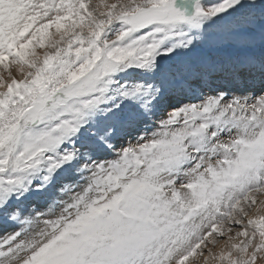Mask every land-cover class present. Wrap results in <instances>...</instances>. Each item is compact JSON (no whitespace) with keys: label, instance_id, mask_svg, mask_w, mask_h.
<instances>
[{"label":"snow or ice","instance_id":"snow-or-ice-1","mask_svg":"<svg viewBox=\"0 0 264 264\" xmlns=\"http://www.w3.org/2000/svg\"><path fill=\"white\" fill-rule=\"evenodd\" d=\"M258 262L264 0H0V264Z\"/></svg>","mask_w":264,"mask_h":264},{"label":"rangeland","instance_id":"rangeland-1","mask_svg":"<svg viewBox=\"0 0 264 264\" xmlns=\"http://www.w3.org/2000/svg\"><path fill=\"white\" fill-rule=\"evenodd\" d=\"M96 3V0H93V4H95ZM37 51H41L40 49H37ZM257 53V55H259L260 54V51L258 50V48L256 49V52H255V54ZM236 54H238V53H236V52H234V51H230V50H225V51H222V52H220V53H217V56L219 57V58H225L226 56H228V55H236ZM13 229H8V231H12ZM219 249L218 248H216V249H213V251H218ZM258 264H259V262H258Z\"/></svg>","mask_w":264,"mask_h":264},{"label":"bare ground","instance_id":"bare-ground-1","mask_svg":"<svg viewBox=\"0 0 264 264\" xmlns=\"http://www.w3.org/2000/svg\"><path fill=\"white\" fill-rule=\"evenodd\" d=\"M259 50V49H258ZM256 55H257V53H256ZM233 94H235V95H240L241 93L240 92H234ZM198 102V101H197Z\"/></svg>","mask_w":264,"mask_h":264}]
</instances>
